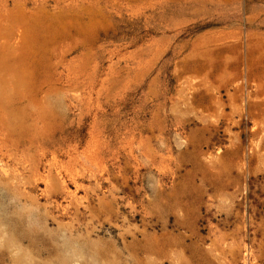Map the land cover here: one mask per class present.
<instances>
[{"label":"rangeland","instance_id":"rangeland-1","mask_svg":"<svg viewBox=\"0 0 264 264\" xmlns=\"http://www.w3.org/2000/svg\"><path fill=\"white\" fill-rule=\"evenodd\" d=\"M0 264H264V0H0Z\"/></svg>","mask_w":264,"mask_h":264}]
</instances>
